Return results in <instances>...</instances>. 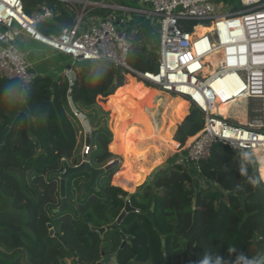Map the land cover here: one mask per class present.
I'll list each match as a JSON object with an SVG mask.
<instances>
[{"label":"trees","instance_id":"trees-1","mask_svg":"<svg viewBox=\"0 0 264 264\" xmlns=\"http://www.w3.org/2000/svg\"><path fill=\"white\" fill-rule=\"evenodd\" d=\"M117 1L118 6L125 7L128 5L124 3L139 2ZM23 4L29 15L45 7L61 12L41 28L48 37L59 36L64 28L75 23V15L57 0H23ZM92 14L103 19L110 15L109 9H95ZM128 30L133 39L130 66L140 73H156L158 56H151L145 45L137 46L134 37L141 33H131L136 28ZM140 51L143 53L134 55ZM70 67L72 82L65 74L36 76L24 88L17 80L0 77V134L10 128L0 146V247L6 251L0 248V264H100L105 258L112 259L110 264L115 260L117 264H264V184L253 153L222 144L215 146L209 158L200 163L199 178L212 182L216 188L204 190L199 200L192 198L193 220L185 239H178V234L166 237L168 229H159L157 224L162 225L161 216H167L175 234L184 227L178 213L171 214L168 204H182L186 193L184 175L170 170L163 156L173 153L176 134L181 143L196 136L204 128V116L194 110L186 119L189 124L182 126L189 103L178 96L172 101V96L159 93L152 105L144 109L147 123L134 122L136 105L153 87L105 62L83 61L71 63ZM108 70L113 84L104 93L110 85L105 75ZM98 104L111 112V129L102 143L103 151L95 148L93 140L99 132L92 130L87 161L98 170L111 162L116 166L99 178L98 190L90 188L87 193L85 185L92 175L80 172L75 178L71 176L66 193L74 181L72 192L83 191L82 201L77 200L75 206L70 204L72 209L61 211L66 213L56 217L53 210L62 207L58 197L64 165L75 168L83 162V156L77 153L83 128L75 113L93 124ZM167 109L169 119L165 117ZM110 152L121 157V165ZM157 167L161 170L155 181L149 180L150 170ZM146 181L151 191L143 189ZM158 183L163 191L158 194L157 210H153L151 217L145 209H152ZM143 190L148 192L146 196ZM126 192L136 197L130 198V202L140 214H130L114 230L112 227L129 198ZM242 196L246 197L245 209L240 202ZM202 204L206 208L203 215ZM10 207L22 214L10 213ZM49 225L54 236H50ZM203 226L209 244L199 251L201 244L192 230ZM125 228L135 232L136 237L119 254ZM100 229L106 231L101 233Z\"/></svg>","mask_w":264,"mask_h":264},{"label":"built area","instance_id":"built-area-1","mask_svg":"<svg viewBox=\"0 0 264 264\" xmlns=\"http://www.w3.org/2000/svg\"><path fill=\"white\" fill-rule=\"evenodd\" d=\"M57 1L75 15V23L64 28L59 36L48 37L41 28L57 19L61 12L45 7L29 15L23 0H0L1 78L17 80L24 88L34 81L36 76L28 55L19 47L23 38L69 57L72 65L83 61L105 62L117 71H128L165 95L186 99L204 116V128L188 146L183 149L184 143L175 140L174 149H183L187 163L200 165L220 144L240 152L251 151L258 161L259 177L264 184V0H239L240 10L229 4L236 0H139L147 9L118 6L110 0ZM224 4L229 10H221ZM95 9L158 19L156 73L133 70L129 64L133 39L128 28L122 29L116 23L117 14L103 19L92 14ZM118 17L121 24L127 25ZM200 25L212 26V31L198 35L196 28ZM65 75L72 82L71 68ZM229 75L236 77L240 91L234 98L237 104L230 106L226 117L216 108L219 101L224 104L223 100L230 96L214 85ZM249 102L255 103L257 119L249 124L236 122L240 114L248 112L245 106ZM89 151L90 146L86 147L87 157Z\"/></svg>","mask_w":264,"mask_h":264},{"label":"rangeland","instance_id":"rangeland-1","mask_svg":"<svg viewBox=\"0 0 264 264\" xmlns=\"http://www.w3.org/2000/svg\"><path fill=\"white\" fill-rule=\"evenodd\" d=\"M112 3L116 4L115 2H118L117 0H110ZM125 5H128L127 7L128 8H131V9H147L148 7L147 6H144L142 4H140L138 1L135 2V3H124ZM231 8L233 9H237V10H240L241 9V4L239 2V0H236L235 3H232V1L229 2ZM117 5V4H116ZM63 7H65L68 11L69 9L65 6V5H62ZM125 7V6H124ZM229 10V6L224 4V7L221 9V10ZM219 10V11H221ZM70 12V11H69ZM109 14H117L119 15L120 17L122 16H125V17H128L131 15V13L129 12H124V11H115V10H109ZM132 19V18H131ZM155 26L157 27V24H158V19H155ZM147 25V24H146ZM137 31H139L140 33L144 34V31L146 32V27H145V24L143 25H140L138 28H136ZM128 33L129 30H128ZM135 40H136V44L137 46L141 47L142 45H145L146 47L149 46V44L142 40L141 38V35H138L136 37H134ZM23 39H21L19 41V47L20 49H22L26 54H27V51L28 49H23L22 45L21 44V41H23ZM26 42V40H24ZM157 45H159V38H157ZM27 48L30 47V45L28 43H26L25 45ZM36 46H39L38 44H36ZM158 47H156L154 50H150L151 52V56H156L157 55V52H158ZM53 51H49V53H46V54H42V56H37V53H34V55H31V57L29 56L28 57V60L30 61V63L32 62V70H36L38 73L37 76H40V71H43L45 75H55L56 73L54 71H59V72H63L65 73V69L67 66H70L71 63H72V60L69 58V57H55L53 54ZM143 51H140L138 53H134V55H137V54H142ZM141 56V55H140ZM158 56V55H157ZM67 63H70L69 65ZM107 77H109L110 79V85L109 87H107L105 89V92L104 93H108L110 91V89L112 88V84H113V79L111 77V70H108V72L105 74ZM117 83H119V76H117ZM165 96H161V99H164ZM183 100L187 101L186 99L182 98ZM95 104V103H94ZM248 110V112H243L242 114L239 115V117H242V118H239L238 121L236 122H240L242 124H249L251 123L252 121H255L257 119V115L254 113V109H255V103L253 102H249L248 105L245 106ZM73 108V107H72ZM95 108H96V119H95V122L93 124H90V122L88 123V120L82 116V115H79V116H76L79 121H81V125L84 124L85 125V128H87V125L90 124V128L89 130H83L82 133H83V137L82 136V133L80 134V136L78 137V149H77V153L79 155H82L83 156V161H87V158H84V153L86 151V143H87V138H85V135L88 134L87 132L90 133L91 131V134H92V130H94V132H99V134L96 136V138L94 139L93 137V142L95 143V148H98L100 150H102V143L105 139H107L109 136H108V131L111 129V121H112V115H111V112L108 111L103 105H95ZM196 110L194 106H190L189 105V110H188V116L184 119L182 125H188L189 123L186 122V119L189 117V115L191 114L192 111ZM73 111H75V109L73 108ZM245 113H248L249 116H244ZM202 115V114H201ZM203 116V115H202ZM245 117H246V120H245ZM204 118V117H203ZM241 119V120H240ZM187 123V124H186ZM79 126V125H78ZM84 127V126H83ZM82 127V128H83ZM184 131L183 128L182 130H180V134L181 132ZM85 133V134H84ZM90 134V135H91ZM183 134V133H182ZM176 136H178L176 134ZM175 136L174 138V141L177 139V137ZM180 137L182 138V136L180 135ZM195 137V136H194ZM193 137H190L188 138L185 143L182 145L183 146V149L189 145V142L192 140ZM84 144V146H83ZM183 149H180L179 151L176 150V148L174 149L173 153L171 155H167V156H163V161L165 163L168 164L169 166V169L170 170H175L177 172H180L182 175H184V191L186 193V196L185 198L183 199V203L182 204H179V203H175L173 201H170L169 204H168V207L169 209L171 210V214L172 215H176V213H178V217H180V219L182 220V223L184 224V227L183 228H180L179 232L177 231L176 234L173 232V227L171 224H169V221L167 219V216H161V218H163V221H162V225H158V228L161 229L162 227L163 228H167L168 229V233L166 235L167 236H172V235H177L178 236V239L182 240V239H185L186 238V234L187 233V230L188 228L191 226V223H192V218H193V209H192V205H193V201H192V198L194 197H197L198 200L200 199V193H202L204 190L206 189H215L216 186L215 184H213L212 182H208V181H205V180H202L199 178V165H193V164H189L186 162V160L183 158L184 155L182 154V150ZM81 150H82V153H81ZM103 151V150H102ZM109 151V150H107ZM111 153V152H110ZM113 154V153H111ZM114 157H116L117 159L116 160H119L120 161V164L122 163V159L120 156L116 155V154H113ZM109 164V163H108ZM107 164V165H108ZM161 170L160 167H157L155 168L154 170H150L151 173L149 172L147 178L149 180L153 179L155 181V177L157 176V174L159 173V171ZM78 174V173H77ZM75 174L76 176H79ZM73 177L71 178H75L74 175H72ZM72 181V180H71ZM145 184V189L146 191H151L149 189V184L148 186L146 185L147 184V181ZM70 185V184H69ZM111 185L113 186L112 182H111ZM160 184L158 183L156 185V190L153 192V200H151L152 202V209H145L146 211V214L147 215H150L151 217L154 216V213H153V210L155 209V211L157 210V201H158V194L162 193L161 191H163V188H160L161 186H159ZM143 186V185H142ZM141 186V187H142ZM75 187V184H74V181L71 183V185L69 186V188H71V190L68 188V190H70L68 193H67V198L69 200V203L72 205L75 206V202L77 200H81V198H83L82 195H80V193H83V191H80L79 192H72V188ZM114 187V186H113ZM116 188V187H115ZM60 189H61V182H60ZM141 190V188H140ZM144 191V190H143ZM146 191H144V195L146 196ZM85 193H87V190H84ZM126 197H129V198H134L136 200V197L133 196L130 192H126ZM139 196H141V191L139 193ZM59 200L61 199L62 200V195L58 197ZM193 198V199H194ZM82 201V200H81ZM139 203V201H137ZM157 202V203H155ZM141 204V206L143 208H146L145 207V204L143 203H139ZM191 208H190V207ZM11 210H9L10 213H15V214H22L21 212H17L15 210H13L11 207L9 208ZM125 209V206L123 207V210L120 212V214L124 211ZM56 210L58 209H55L53 210V213L56 215V217H61L63 214H65L66 212H62L60 214H56ZM201 210H202V215L205 213V206L202 204L201 205ZM67 211V210H66ZM70 212L74 213L75 214V211L74 210H71ZM12 213V214H13ZM137 213L140 214V211L138 210ZM119 214V216H120ZM144 214V212H143ZM150 217V218H151ZM100 219V218H99ZM204 220V218H203ZM161 226V228H160ZM200 226V225H199ZM151 227V226H150ZM144 231V227H141ZM205 227L203 226L202 228L200 227H196L192 230L193 232V235L194 237H198L199 239H197V241H199V243L201 244V247H200V250L199 251H203L209 244V240H208V237L206 235V232H205ZM153 231L156 232L154 229V226L152 227ZM128 229L125 228V232L121 233L122 235V243H124V241L126 240V244H122L124 245L122 251L127 247V244L129 243L130 239L132 240L133 238L136 237V234L135 232H132V231H127ZM110 234H113V233H110ZM51 236V235H50ZM124 236H128V238H124ZM121 245V246H122ZM1 248V247H0ZM1 250H3L2 252H6L3 248H1ZM115 260V259H114ZM114 264H117L116 260L113 261Z\"/></svg>","mask_w":264,"mask_h":264},{"label":"water","instance_id":"water-1","mask_svg":"<svg viewBox=\"0 0 264 264\" xmlns=\"http://www.w3.org/2000/svg\"><path fill=\"white\" fill-rule=\"evenodd\" d=\"M116 23L120 26V28H124V25H122L119 21V17H116ZM71 67H69L68 69L65 70V72L67 73L68 70ZM10 132V128L7 127L1 134H0V146L4 145L5 142V138L8 135V133ZM87 143H86V147L88 148L90 146V141H91V135L88 134L87 136ZM84 158H87V154L84 153ZM116 166L115 162H111L108 166H106L105 168L98 170V169H94L91 165L90 162L88 161H83L81 163L80 166L75 167V168H71L69 167L67 164L64 165V173H62V175L60 176V180H61V195H62V207L59 210H56V214L60 213L61 211H66L69 209H72V206L70 205L68 199H67V193H66V184L68 179L72 176L75 175L77 173L80 172H89L92 175V179L90 181L89 184H87L85 186V190H88L90 188H94L96 190H98V180L101 176L105 175L109 170H111L113 167ZM240 202H241V206L243 209H245L246 207V197H240ZM137 210L135 208H133L129 201H127L126 206L124 211L120 214V216L117 218L116 220V224L113 225V229L116 230L117 226L121 225L123 223V221L132 213H135ZM49 228L51 229L50 231V235L54 236V230H52V226L49 225ZM101 233H104L106 231V229H100L99 230ZM92 235V232L89 234V236ZM62 240V238H60ZM124 244V243H122ZM124 245L121 246V249L119 251V254L122 253V249ZM112 263V259L111 258H105L103 262H101L100 264H110ZM64 264V263H63Z\"/></svg>","mask_w":264,"mask_h":264},{"label":"bare ground","instance_id":"bare-ground-1","mask_svg":"<svg viewBox=\"0 0 264 264\" xmlns=\"http://www.w3.org/2000/svg\"><path fill=\"white\" fill-rule=\"evenodd\" d=\"M205 27L206 26H201L200 25L199 27L196 28V33L198 35H201V36L207 34L205 31H203V29ZM200 28H201V30H199ZM206 28H210L209 29V32L212 31V26L206 27ZM214 87L217 90H225V91H227L228 94H229V96H230L228 99L223 100V102H226L224 104H222V101H219L217 103L218 104V107L216 108L217 112H219L220 114H222V116H226L227 117L230 106H234L238 102V100L234 99L236 97V95L240 91V87L237 84V79H236V77L234 75H229V76H227L223 80H220V81L218 80L215 83ZM159 93L163 94L158 89H156V88L153 87V89L150 92V94L141 103H138L136 105L134 122L147 123V117L145 115L144 109L146 107L152 105V101H153L154 96L157 95V94H159ZM171 99L173 101L175 99V96H172ZM170 105H172V102H170ZM165 117L167 119H169V117H170V110L169 109H167L165 111ZM238 118H242V117H238ZM245 120H246V117H245ZM127 201H129V203L131 205L130 198H127L126 199V203H127ZM124 238H128V236H124ZM164 238L166 239V237H164ZM124 244H126V240L124 241ZM188 254H192V251H188Z\"/></svg>","mask_w":264,"mask_h":264},{"label":"crops","instance_id":"crops-1","mask_svg":"<svg viewBox=\"0 0 264 264\" xmlns=\"http://www.w3.org/2000/svg\"><path fill=\"white\" fill-rule=\"evenodd\" d=\"M117 16H119V15H117ZM131 16V15H130ZM128 16V17H125V16H122V17H120V20H121V18H122V20L124 21L125 20V23H127V25L126 24H122V25H124L125 26V28H128V29H132V28H137V27H139L140 25H143V24H145V27H146V32L144 31V34H140L141 35V37L143 38V40L144 41H146L148 44H149V46H148V48H149V50H154L156 47H158V45H157V38H158V26L156 27L155 26V21L152 19V20H148V19H146V18H142V17H135V16ZM132 18V19H131ZM147 24V25H146ZM209 29L210 28H204L203 29V31H205L206 33H208L209 32ZM199 30H201V28L199 29ZM134 33L135 32H137V34H138V32L139 31H133ZM24 40H26V42L24 41ZM24 40L23 41H21V44L20 45H22V47H23V49L25 50V49H28V51H27V55H28V57L30 56L31 57V55H34V53H37V56H42V54H46V53H49V51H53L52 49H50V48H48V47H45V46H43V45H41V44H39V43H36V42H34V41H32V40H29V39H25L24 38ZM26 43H28L29 45H30V47H26L25 45H26ZM36 44H38V45H40V47L39 46H36ZM55 57H64L63 55H59V54H57L56 52H54L53 51V53H52ZM66 57V56H65ZM31 64H32V62H31ZM68 65L70 64V63H67ZM70 66H67L66 67V69H68ZM65 69V70H66ZM64 70V71H65ZM32 72H33V74L35 75V76H37V74L38 73H36L37 71L36 70H32ZM56 74L54 75V76H56V77H58V76H60L61 74H65V73H63L62 71L61 72H59V71H54ZM44 72L43 71H40V76H46L45 74H43ZM103 74V73H102ZM104 75V74H103ZM245 116V115H244ZM84 126V127H83ZM183 126V125H182ZM82 127H83V130L85 131V130H89V128H90V125H87V128H85V125L84 124H82ZM83 131V132H84ZM88 134H91V131H90V133L89 132H87ZM85 134V133H84ZM88 134H86L85 135V138H87V136H88ZM81 137H83V133H82V136ZM177 140V139H176Z\"/></svg>","mask_w":264,"mask_h":264},{"label":"flooded vegetation","instance_id":"flooded-vegetation-1","mask_svg":"<svg viewBox=\"0 0 264 264\" xmlns=\"http://www.w3.org/2000/svg\"><path fill=\"white\" fill-rule=\"evenodd\" d=\"M88 158V157H87ZM86 186V185H85Z\"/></svg>","mask_w":264,"mask_h":264},{"label":"clouds","instance_id":"clouds-1","mask_svg":"<svg viewBox=\"0 0 264 264\" xmlns=\"http://www.w3.org/2000/svg\"><path fill=\"white\" fill-rule=\"evenodd\" d=\"M114 264V263H113Z\"/></svg>","mask_w":264,"mask_h":264}]
</instances>
